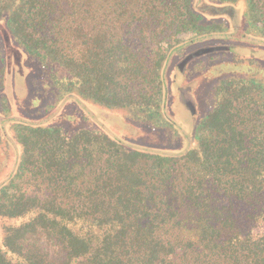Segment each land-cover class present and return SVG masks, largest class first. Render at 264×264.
<instances>
[{"label":"trees","instance_id":"1","mask_svg":"<svg viewBox=\"0 0 264 264\" xmlns=\"http://www.w3.org/2000/svg\"><path fill=\"white\" fill-rule=\"evenodd\" d=\"M218 4L241 12L211 13ZM0 21L39 70V119L54 122L19 121V185L0 184V264H264V0H0ZM227 27L250 31L235 40ZM218 38L248 48L247 61L209 55L215 103L182 152L57 117L89 100L154 119L173 53Z\"/></svg>","mask_w":264,"mask_h":264},{"label":"rangeland","instance_id":"2","mask_svg":"<svg viewBox=\"0 0 264 264\" xmlns=\"http://www.w3.org/2000/svg\"><path fill=\"white\" fill-rule=\"evenodd\" d=\"M215 7L217 8L214 9L218 12L211 11V13L230 17L238 16L241 12L238 7L235 9L236 12H233L223 4L215 5ZM234 23L240 24L235 20ZM226 31L230 33L229 35L232 34L235 40H244L245 33H249L250 30L243 29L242 32H236L234 28L227 27ZM190 36L182 35L180 41L186 42ZM219 42L230 43L231 41L218 38V40L193 43L173 53L168 60L165 76L168 88L166 101L162 103V107L154 119H135L127 109H108L102 105L90 104L89 100L77 104L79 110L75 108L76 104L71 102L72 105H66L60 109L57 117L59 116L70 126L75 127L83 126V122L86 125L88 123L92 125V122L87 119L91 116L92 120H95L116 138L130 141L141 148L166 153L182 152L195 144L199 124L215 103L211 88L219 77L216 74H218L220 65L210 63L207 59L209 55L217 51L231 52L233 49L243 56V58L237 56L236 58L240 62L243 60L241 63L246 64L247 60H245L244 54L248 52V48L241 49L242 47L238 48ZM202 49H209V52L198 55L197 51ZM227 57L223 55L214 57L215 63L225 61ZM199 59H202L200 63L197 62ZM36 69L37 67L28 61L25 50L13 41L6 23L0 21V184L5 183V187H11V183L19 185L21 154H19V140L16 139V134L20 128L24 127L19 124V121L37 122L41 116H44V112H36L42 105V101L36 95L37 92L41 93V79L38 76L39 70ZM145 74L147 81L143 87L150 93V77H148V72ZM135 86L140 88L139 84ZM57 102L51 96L50 99H47L44 109H49ZM31 105L36 109H31ZM74 111L78 112L84 121L78 120ZM43 120L39 119L38 122L43 123ZM43 124L51 126L54 122L50 118ZM93 125L95 124L93 123ZM87 128H89V124ZM11 173H14L15 176L9 182L8 177ZM27 188L34 190L31 186H25L26 190ZM12 190L9 188L10 193ZM3 220L0 217V234L3 229ZM48 254L52 258H56V248H51Z\"/></svg>","mask_w":264,"mask_h":264},{"label":"water","instance_id":"3","mask_svg":"<svg viewBox=\"0 0 264 264\" xmlns=\"http://www.w3.org/2000/svg\"><path fill=\"white\" fill-rule=\"evenodd\" d=\"M208 50H209V49H202V50H199V51H197V54L200 55V54H202V53H204V52H209Z\"/></svg>","mask_w":264,"mask_h":264}]
</instances>
